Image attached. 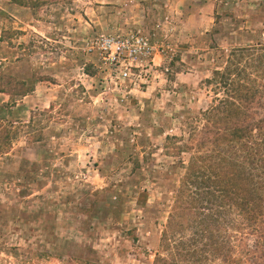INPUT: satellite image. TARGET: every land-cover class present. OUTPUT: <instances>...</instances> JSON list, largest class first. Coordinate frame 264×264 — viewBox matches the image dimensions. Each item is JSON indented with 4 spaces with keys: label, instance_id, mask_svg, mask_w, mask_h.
Masks as SVG:
<instances>
[{
    "label": "rangeland",
    "instance_id": "374dc122",
    "mask_svg": "<svg viewBox=\"0 0 264 264\" xmlns=\"http://www.w3.org/2000/svg\"><path fill=\"white\" fill-rule=\"evenodd\" d=\"M130 33L160 52L121 82L88 48ZM252 36L264 43V0H0V70L32 89L0 93L13 137L0 156V264L170 258L178 238L165 249L161 237L189 155H165V138L180 146L182 119L211 101L216 50Z\"/></svg>",
    "mask_w": 264,
    "mask_h": 264
},
{
    "label": "trees",
    "instance_id": "16d2710c",
    "mask_svg": "<svg viewBox=\"0 0 264 264\" xmlns=\"http://www.w3.org/2000/svg\"><path fill=\"white\" fill-rule=\"evenodd\" d=\"M248 41L216 50L218 69L204 81L211 101L182 119L187 139L180 146L175 136L165 138V155L189 157L161 237L165 249L178 240L170 258L158 255L155 264H264V43L255 36ZM31 91L0 70V93L22 97ZM12 139L9 126L0 122V156ZM105 192L92 194L94 200L104 201L97 197ZM187 228L191 234L176 237Z\"/></svg>",
    "mask_w": 264,
    "mask_h": 264
},
{
    "label": "built area",
    "instance_id": "2783aa9c",
    "mask_svg": "<svg viewBox=\"0 0 264 264\" xmlns=\"http://www.w3.org/2000/svg\"><path fill=\"white\" fill-rule=\"evenodd\" d=\"M88 49L96 55L109 76L121 82L140 77L136 74L151 67L154 56L160 52L158 46L147 37L132 33L123 36H99L90 41ZM142 83H145V79Z\"/></svg>",
    "mask_w": 264,
    "mask_h": 264
}]
</instances>
